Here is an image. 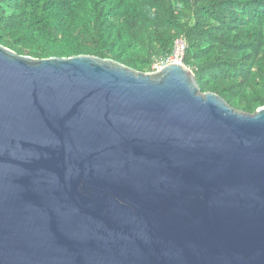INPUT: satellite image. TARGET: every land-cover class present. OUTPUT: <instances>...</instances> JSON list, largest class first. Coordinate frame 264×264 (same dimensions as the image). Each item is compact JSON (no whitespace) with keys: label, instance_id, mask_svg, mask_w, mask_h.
<instances>
[{"label":"water","instance_id":"1","mask_svg":"<svg viewBox=\"0 0 264 264\" xmlns=\"http://www.w3.org/2000/svg\"><path fill=\"white\" fill-rule=\"evenodd\" d=\"M0 264H264V107L0 46Z\"/></svg>","mask_w":264,"mask_h":264},{"label":"trees","instance_id":"2","mask_svg":"<svg viewBox=\"0 0 264 264\" xmlns=\"http://www.w3.org/2000/svg\"><path fill=\"white\" fill-rule=\"evenodd\" d=\"M183 36L201 94L264 107V0H0V46L42 60L92 56L149 73Z\"/></svg>","mask_w":264,"mask_h":264},{"label":"built area","instance_id":"3","mask_svg":"<svg viewBox=\"0 0 264 264\" xmlns=\"http://www.w3.org/2000/svg\"><path fill=\"white\" fill-rule=\"evenodd\" d=\"M186 48L187 43L185 38L183 36L177 37L172 43L170 54L153 59L149 73L159 72L168 64H178L183 58Z\"/></svg>","mask_w":264,"mask_h":264}]
</instances>
